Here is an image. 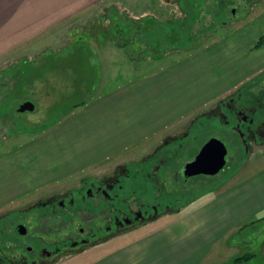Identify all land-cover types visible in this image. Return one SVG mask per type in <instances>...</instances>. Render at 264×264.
Here are the masks:
<instances>
[{
  "label": "rangeland",
  "instance_id": "rangeland-1",
  "mask_svg": "<svg viewBox=\"0 0 264 264\" xmlns=\"http://www.w3.org/2000/svg\"><path fill=\"white\" fill-rule=\"evenodd\" d=\"M92 7L66 18L59 26L40 35L33 45L30 43L0 57V153L40 137L41 130L69 115L75 103L93 99L96 92H113L137 76L163 69L165 64L189 62L200 59L202 54L218 51L217 55L229 57L234 69L241 63L251 65L250 71H256L248 80L234 85L220 79L221 88L229 86L227 91L207 104L200 115L171 128L165 135L145 138L143 146H134L124 151L126 155L104 160L107 162H101L94 172L84 171L64 184H54L52 188H42L38 193L20 198L0 213V228L4 229L0 230V238L9 237V226L20 224L30 233L35 216L46 210L39 204L44 198L83 185L92 176L116 173L123 165L134 174L141 172V168L149 171V165L158 164L159 158L167 162L166 169L160 173L163 179H159L164 188L156 194H164L161 198L173 204L177 198L175 207L178 209L163 213L159 222L149 225H158L184 213L212 187L232 182L230 172L223 170L214 176L194 177L184 185L175 181L172 171L193 159L213 138L211 135L220 137V130H213L204 119L219 101L237 95L239 91L247 92L248 88L257 93L264 86V62L256 67L252 61L259 57L264 59V45L246 51L250 42H240L257 31L264 32V0H99ZM125 40L130 41V49L123 47ZM27 101L34 103V110L21 112L19 107ZM189 130L190 138L182 137ZM227 140L232 153L235 139L228 136ZM258 159L253 158L234 179L259 172L264 167V156ZM40 163L31 161L24 165L30 168ZM30 170L37 172L35 168ZM138 181L144 182L140 178L134 184ZM31 209L39 214H30ZM263 216L254 226L240 231L246 241L242 254L247 251L258 253L256 261L250 264H264ZM126 238L120 237L121 240ZM86 260H90L89 257Z\"/></svg>",
  "mask_w": 264,
  "mask_h": 264
},
{
  "label": "crops",
  "instance_id": "crops-1",
  "mask_svg": "<svg viewBox=\"0 0 264 264\" xmlns=\"http://www.w3.org/2000/svg\"><path fill=\"white\" fill-rule=\"evenodd\" d=\"M98 2L0 0V57L33 45L49 29ZM263 35L260 30L240 42H250L247 51ZM216 53L165 64L163 69L137 76L113 92H96L84 104L75 103L69 115L41 130L40 137L29 144L1 152L0 213L42 188L64 184L84 171H96L104 160L143 146L145 138L165 135L200 115L207 104L225 93L229 86L221 88L220 79L234 85L256 71L241 63L234 69L228 56ZM252 61L257 67L264 59ZM31 161L41 163L30 168L24 165ZM234 177L231 183L208 190L195 200V206L172 219L127 232L122 235L126 239L117 237L83 251L78 259L80 254L57 264H227L245 251L240 228L264 214V167L247 177Z\"/></svg>",
  "mask_w": 264,
  "mask_h": 264
},
{
  "label": "flooded vegetation",
  "instance_id": "flooded-vegetation-1",
  "mask_svg": "<svg viewBox=\"0 0 264 264\" xmlns=\"http://www.w3.org/2000/svg\"><path fill=\"white\" fill-rule=\"evenodd\" d=\"M252 90L248 88L247 92L239 91L236 96L219 101L218 106L208 112L209 116L204 117L213 130H220V137H211L219 138L227 148L226 164L220 171L228 170L231 177L240 173L253 158L260 160L258 158L264 156V86L257 93ZM187 136L190 138V130L182 137ZM228 136L235 139L232 153ZM166 163L159 158L158 164L149 165V171L141 168V172L134 174L123 165L116 173L92 176L83 185L39 201L46 210L42 215L30 210V214H39L35 216L30 233L25 225L21 233H18L21 224L8 227L9 238H5L0 246V264H57L68 256L147 226L165 212L177 210V198L173 204L161 198L164 194H156L164 188L160 173L166 169ZM186 164L172 171L176 182L187 185L192 178L206 175L188 176ZM140 178L144 182L138 181L135 185ZM63 231L68 232L60 233Z\"/></svg>",
  "mask_w": 264,
  "mask_h": 264
},
{
  "label": "water",
  "instance_id": "water-1",
  "mask_svg": "<svg viewBox=\"0 0 264 264\" xmlns=\"http://www.w3.org/2000/svg\"><path fill=\"white\" fill-rule=\"evenodd\" d=\"M35 105L32 101H27L19 107L21 112L27 110H34ZM227 148L224 143L217 137L210 139L204 146L199 154L188 162L185 167V173L188 176L196 174H210L216 175L226 164L225 156ZM24 231L23 226L18 228V233Z\"/></svg>",
  "mask_w": 264,
  "mask_h": 264
},
{
  "label": "trees",
  "instance_id": "trees-1",
  "mask_svg": "<svg viewBox=\"0 0 264 264\" xmlns=\"http://www.w3.org/2000/svg\"><path fill=\"white\" fill-rule=\"evenodd\" d=\"M130 37V35H129ZM128 37V38H129ZM126 38V39H128ZM125 43H123V47L125 48H129L130 49V41H127L125 40L124 41ZM264 44V36H262L259 40H258V44H257V47L259 46H262ZM129 52V51H128ZM81 104H84V101L83 103H80L78 105H81ZM264 217V216H263ZM3 219V218H2ZM259 219V218H258ZM258 219H254V221H251L250 223H247L245 225H243L241 228H240V231H243V228H247L249 226H254V223L256 221H258ZM261 220V219H260ZM1 221V220H0ZM3 222V221H2ZM0 230H3L2 228H0ZM9 238V237H8ZM4 238H0V246H2L3 244V241ZM258 256V253L257 252H250V251H247L245 252L244 254L242 255H239V256H236L235 258L232 259V261H230L229 263L227 264H250V263H253L254 261H256V258Z\"/></svg>",
  "mask_w": 264,
  "mask_h": 264
}]
</instances>
